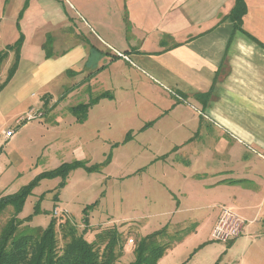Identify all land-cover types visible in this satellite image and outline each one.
I'll return each instance as SVG.
<instances>
[{
  "label": "crops",
  "instance_id": "0c3cea01",
  "mask_svg": "<svg viewBox=\"0 0 264 264\" xmlns=\"http://www.w3.org/2000/svg\"><path fill=\"white\" fill-rule=\"evenodd\" d=\"M246 2L243 28L263 45L234 31V0H0V38L11 36L1 50L24 35L18 66L0 84V112L18 121L36 108L57 123L92 99L70 101L82 82L111 98L134 84L175 96L167 114L193 108L182 125L192 147L201 143L190 146L199 175L245 220L250 264H264V0ZM112 41L129 57L123 81L101 76Z\"/></svg>",
  "mask_w": 264,
  "mask_h": 264
},
{
  "label": "rangeland",
  "instance_id": "374dc122",
  "mask_svg": "<svg viewBox=\"0 0 264 264\" xmlns=\"http://www.w3.org/2000/svg\"><path fill=\"white\" fill-rule=\"evenodd\" d=\"M8 37L0 38V50L11 38ZM111 43L117 49L105 54L107 66L101 68V76L123 81L126 62L120 54L127 53L119 48V41ZM14 59L12 55L3 62L0 84ZM133 87L115 89V98L106 97L93 105L84 123H79L70 111L55 115L58 122L53 124L47 123L36 108L18 121V114L12 118L0 112V195L16 192L64 162L86 160L88 166L100 164L99 170L79 167L71 171L57 200L54 194L61 178L40 179L20 216H32L35 226H47L52 216L58 220L68 218L82 231L87 208L91 225L88 239H93L95 228L102 226L119 225L124 233L131 232L119 264L133 259L135 234L146 235L166 226L170 234L194 230L175 241L158 264H250L253 247L243 231V237L235 238L233 248L229 243L235 239L221 242L212 236L215 214L231 205L206 187L199 175L202 163L192 157L191 134L182 125V118H188L193 108L184 105L179 114H167L171 101L177 100L175 96L171 98L160 91L159 96L152 89H137L135 84ZM76 88L72 103L89 100L103 90L84 82ZM10 126L17 129L7 139L4 131ZM193 146L201 149V143ZM8 216L0 217V229Z\"/></svg>",
  "mask_w": 264,
  "mask_h": 264
},
{
  "label": "trees",
  "instance_id": "16d2710c",
  "mask_svg": "<svg viewBox=\"0 0 264 264\" xmlns=\"http://www.w3.org/2000/svg\"><path fill=\"white\" fill-rule=\"evenodd\" d=\"M247 11L246 0H234V5L227 17L233 21L235 32H244L251 39L263 45L243 28ZM23 41L24 35L21 33L16 42L0 51V69L9 56V52H15L14 62L4 83L12 77L18 66ZM49 42L48 40L47 43ZM208 95L206 93L204 97ZM197 96L200 97L199 94ZM105 97L112 96L106 91L93 97L88 103H78L72 106L70 110L77 121L83 123L88 118L90 107ZM79 167H85L89 171H98L100 164L88 166L83 160L64 162L56 169L42 173L16 192L0 195V217L9 214L0 229V264H119L120 259L126 253V237L132 235L131 232L124 233V228L119 225L102 226L93 229L95 235L93 239H88L86 235L91 230V225L87 208L84 209L85 227L82 231L74 221L68 218L58 220L52 216L47 226H35L31 223L32 216H20L27 197L40 179L61 178L59 188L54 194V200H57L59 190L65 185L68 175ZM37 212H39L38 207ZM189 233L190 230L181 229L170 234L168 226L146 235L139 232L134 235V257L126 264H157L175 241L183 239ZM229 244L231 245L232 242ZM216 264H219V261Z\"/></svg>",
  "mask_w": 264,
  "mask_h": 264
},
{
  "label": "built area",
  "instance_id": "2783aa9c",
  "mask_svg": "<svg viewBox=\"0 0 264 264\" xmlns=\"http://www.w3.org/2000/svg\"><path fill=\"white\" fill-rule=\"evenodd\" d=\"M129 60L126 54H120ZM15 130L10 128L6 130L5 135L7 138H12ZM58 214V210H55ZM245 226V220L235 210L229 207H223L222 212L213 228L212 236L215 240L221 242H229L241 235Z\"/></svg>",
  "mask_w": 264,
  "mask_h": 264
}]
</instances>
